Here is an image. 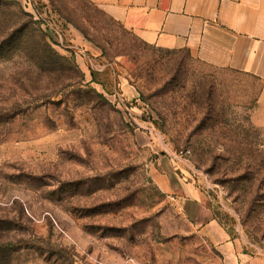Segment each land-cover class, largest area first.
Returning a JSON list of instances; mask_svg holds the SVG:
<instances>
[{
	"label": "rangeland",
	"instance_id": "obj_1",
	"mask_svg": "<svg viewBox=\"0 0 264 264\" xmlns=\"http://www.w3.org/2000/svg\"><path fill=\"white\" fill-rule=\"evenodd\" d=\"M251 87L143 43L87 0H0V264H218L153 183L162 155L264 254V177L252 199L229 181L264 150Z\"/></svg>",
	"mask_w": 264,
	"mask_h": 264
},
{
	"label": "crops",
	"instance_id": "obj_2",
	"mask_svg": "<svg viewBox=\"0 0 264 264\" xmlns=\"http://www.w3.org/2000/svg\"><path fill=\"white\" fill-rule=\"evenodd\" d=\"M87 1L143 43L186 49L218 72L247 77L250 120L264 128V0ZM150 174L160 192L177 201L185 230L216 250L218 264H264V254L248 249L216 220L206 190L188 166L162 155Z\"/></svg>",
	"mask_w": 264,
	"mask_h": 264
},
{
	"label": "trees",
	"instance_id": "obj_3",
	"mask_svg": "<svg viewBox=\"0 0 264 264\" xmlns=\"http://www.w3.org/2000/svg\"><path fill=\"white\" fill-rule=\"evenodd\" d=\"M127 104H130V102ZM239 154L242 155L241 152H239ZM240 155L238 157H241ZM255 155L261 158V161L258 165H248L244 166L243 168L238 167L235 169L233 177H230L229 179L230 183H233L236 188L242 192V195L245 198L251 197V199L253 197H259V188L255 184L258 181L260 182L261 178L264 177V150L256 151Z\"/></svg>",
	"mask_w": 264,
	"mask_h": 264
},
{
	"label": "built area",
	"instance_id": "obj_4",
	"mask_svg": "<svg viewBox=\"0 0 264 264\" xmlns=\"http://www.w3.org/2000/svg\"><path fill=\"white\" fill-rule=\"evenodd\" d=\"M46 28L49 29L50 27L46 25ZM55 35H56V37L58 36V38L61 37L60 34L57 33V32H55ZM114 94H116V96L118 97V103L121 104L122 110L125 111L126 113H129V107L131 105L130 104H127L128 102L125 99H123V97L121 98L120 92L114 91ZM133 122H135V121H133ZM180 154L182 155L183 152L181 151ZM174 158L177 159L176 157H174Z\"/></svg>",
	"mask_w": 264,
	"mask_h": 264
}]
</instances>
